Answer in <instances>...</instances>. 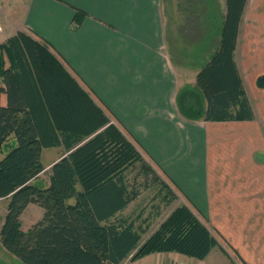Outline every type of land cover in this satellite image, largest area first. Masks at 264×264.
Segmentation results:
<instances>
[{"label": "trees", "instance_id": "trees-1", "mask_svg": "<svg viewBox=\"0 0 264 264\" xmlns=\"http://www.w3.org/2000/svg\"><path fill=\"white\" fill-rule=\"evenodd\" d=\"M213 1H186L189 23L205 26L201 36L213 26L219 39L211 53L201 50L196 85L179 93L180 110L188 118L209 121L253 119L235 62L248 0H226L225 13ZM201 40L214 43L208 36ZM57 53L53 44L22 30L0 44V148L10 137L16 139L0 159V198L8 199L0 230L4 248L23 264H120L171 251L207 258L219 242L187 204L177 206L144 238L150 225L140 221L142 212L127 211L131 203L151 181L160 186L156 197L165 193L166 206L177 194ZM257 85L264 88V74ZM196 93L206 98V106ZM54 146L66 154L41 187L33 181L45 169L42 151ZM32 202L44 214L24 229L22 214Z\"/></svg>", "mask_w": 264, "mask_h": 264}, {"label": "crops", "instance_id": "crops-1", "mask_svg": "<svg viewBox=\"0 0 264 264\" xmlns=\"http://www.w3.org/2000/svg\"><path fill=\"white\" fill-rule=\"evenodd\" d=\"M215 1L225 13L226 0L218 4L214 0V7ZM169 5L175 10L179 5L181 17L186 2L0 0V43L20 30L52 41L110 122L175 193L182 196L184 191L245 262L264 264L263 200L256 206L264 193V88L257 85L258 76L264 74V0H248L235 49V62L255 115L249 120L209 121L182 114L178 95L185 86L196 85L200 67L195 63L201 50L215 49L219 35L214 39L209 26V32L201 36L205 26L200 21L186 30V11L184 24L174 33L168 25ZM207 36L213 44L201 40ZM198 96L206 106V98ZM49 148L55 152L48 162L43 160L46 148L41 156L42 173L47 175L66 154L62 146ZM31 204L22 214L24 229L44 214V209L34 206L32 210L42 216L25 224L24 214Z\"/></svg>", "mask_w": 264, "mask_h": 264}, {"label": "rangeland", "instance_id": "rangeland-1", "mask_svg": "<svg viewBox=\"0 0 264 264\" xmlns=\"http://www.w3.org/2000/svg\"><path fill=\"white\" fill-rule=\"evenodd\" d=\"M186 2V0H185ZM185 6V5H184ZM176 10L173 9V6H168V14H169V27H171V30L175 33V31H178V25L179 27L181 24H184V16L182 13L185 14V11L181 8L180 14L182 15L181 17L179 16V5L178 7L175 5ZM174 11V12H173ZM176 17L174 18V16ZM173 16V17H172ZM187 21L185 22L184 25H187V28L185 27L186 30H192V24L189 23L190 18L187 15ZM171 22V23H170ZM36 36V38L48 41L49 43L52 44V41H50L48 38H45L44 36L38 34V33H32ZM178 34V33H177ZM53 40V39H51ZM182 40V39H181ZM1 44V43H0ZM54 44V43H53ZM182 44V42H181ZM56 45V44H55ZM59 56L62 57V54L57 53ZM63 58V57H62ZM69 69V68H68ZM0 85H2V79L0 77ZM84 87V86H83ZM5 96H2V101H4ZM16 143V139L14 137H10V139L5 142L1 148H0V154H3L6 150H8L12 144ZM44 157L43 160L45 162H48L50 159V156L55 152V150L46 148L44 150ZM49 168V166L47 167ZM135 172L130 174V177L132 178ZM245 178V177H243ZM242 179V177H241ZM34 183L42 186H45L48 184L49 179L47 172L45 173H40V175H37V178L34 179ZM150 187L149 188H144L142 190L141 196L135 200L134 202L131 203L129 209L127 210L129 213L138 215L139 213H143L142 217L140 219L146 221L144 222L145 225L149 224L150 225V230L149 232L144 236V238H148L152 232H154L159 225L166 219V217L179 205L181 204H187L190 206V208L193 210V212L202 220L203 223H205L212 234L217 238L219 242V247H216L214 249L215 252L211 254V256L205 258V259H199L195 257L188 256L184 253H180L177 251H171V252H156V253H151L148 255H145L141 258H137L136 260H131L130 258L126 259L120 264H249L247 262H244L243 256L239 253V251L233 246L231 241L222 233L219 231V229L209 221L205 215L197 208L193 207L195 204L193 201L185 194L184 191H182V196L176 197V199L171 203L170 206H166L165 202L163 201L162 197H164V192L162 191L161 194L157 196L158 193H160V186H155L156 182L154 184L152 181L150 182ZM250 184L254 185V181H251ZM249 184V185H250ZM249 190V186H248ZM245 191V189H244ZM181 193V192H180ZM184 196V197H183ZM259 203L256 205L257 207H260V201L263 200L264 204V193L260 194L258 196ZM33 203V202H32ZM35 204V205H34ZM31 204L28 210H26V215L24 214L25 217V224L31 222V221H37V218L42 216V214L36 212L35 210H32L34 206L43 209L39 204L34 203ZM192 204V205H191ZM198 206L200 207V203L198 201ZM6 205H8V199L7 198H0V228L2 226L1 222L4 220V211H6ZM197 206V205H196ZM144 209V210H143ZM259 209V208H257ZM203 210V209H201ZM264 210V206H263ZM204 212V211H203ZM6 214V212H5ZM31 224V223H30ZM237 250V251H235ZM11 259H9V258ZM0 264H23L16 256L8 252L3 244L1 243L0 240ZM255 264H261V263H255Z\"/></svg>", "mask_w": 264, "mask_h": 264}]
</instances>
